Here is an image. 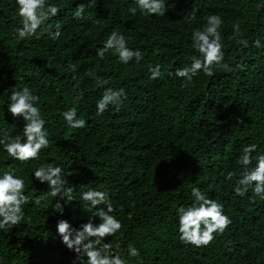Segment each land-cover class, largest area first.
<instances>
[{
  "label": "trees",
  "instance_id": "16d2710c",
  "mask_svg": "<svg viewBox=\"0 0 264 264\" xmlns=\"http://www.w3.org/2000/svg\"><path fill=\"white\" fill-rule=\"evenodd\" d=\"M49 3L60 8L48 21L61 24L60 39L38 33L22 41L14 35L22 26L16 0H0V129L22 135L23 117H13L7 105L13 91L27 86L40 98L36 106L51 141L39 159L23 163L0 145V176L11 171L24 179L30 201L18 226L0 230V257L6 264H74L76 254L63 245L57 224L61 219L74 228L87 223L91 213L83 210L80 196L96 189L107 191L120 209L112 214L123 226L105 242L119 243L127 264H264V198L251 189L243 197L234 192L244 171L243 148L258 146L252 167L257 155H264V48L251 46L257 38L264 44V0H166L163 16L142 15L135 0ZM79 4L85 7L82 19L74 17ZM129 7L137 8L135 16ZM193 8L196 19L186 20ZM211 14L224 21L225 62L244 70L217 68L212 77L201 72L182 87L184 81L169 73L202 58L192 33L203 29ZM237 22L250 44L242 51L231 39ZM114 31L142 52L139 64L121 63L112 50L98 57ZM157 64L162 76L152 80L149 67ZM89 72L108 84L98 86ZM107 87L124 88L127 99L119 111L109 106L97 115L96 102ZM72 107L87 121L85 128L67 126L61 113ZM41 164L70 173L66 187L74 188V201L48 197L34 203L49 190L33 175ZM229 172L236 174L232 180L226 179ZM193 188L223 204L232 220L207 247L179 239L177 210L194 203ZM57 202L62 214L53 207ZM94 223H100L98 217ZM129 244L139 256L128 255Z\"/></svg>",
  "mask_w": 264,
  "mask_h": 264
},
{
  "label": "clouds",
  "instance_id": "9594fccd",
  "mask_svg": "<svg viewBox=\"0 0 264 264\" xmlns=\"http://www.w3.org/2000/svg\"><path fill=\"white\" fill-rule=\"evenodd\" d=\"M142 15L151 16L156 14L163 16L167 11L166 0H135ZM18 5V14L21 18V27L14 30V35L20 40H26L29 37L48 35L53 41L59 40L62 35L61 24L55 25L48 23L53 17H56L60 8L49 0H16ZM128 11L135 16L136 7H129ZM197 9L193 8L191 13L185 17L186 20L196 19ZM85 7L79 4L74 12L75 18H84ZM206 25L203 29H195L192 33L193 48L200 53V57H193L190 66L177 68L174 75L181 78L184 83L182 87H188L193 78L199 73L212 77L215 75V69L219 68L224 72L243 71L244 66L237 63L235 68L225 62L224 44L222 42L221 28L224 24L222 17L218 14L208 15ZM55 29V30H53ZM231 39L243 48L250 46L249 40L243 38L241 26L237 22L233 25V35ZM255 48H264L261 39L257 38L251 44ZM114 51L121 63L127 65L135 60L137 64L143 59V54L139 49L133 50L128 46V38L123 34L112 32L106 40L104 46L97 51L98 57L106 58L105 54ZM72 71L76 66H71ZM151 73L150 79L156 80L162 76L161 65L149 67ZM88 75L94 77L98 86L108 84L107 80L97 76L94 72ZM76 87H79L77 85ZM83 96L75 97L79 101ZM39 96L25 86L22 89L13 91L9 97L8 110L13 117H23L24 125L22 135H13L8 128L0 129V145L3 150L14 160L28 162L37 160L40 153L49 148L51 141L48 139V131L45 127L46 121L41 116V110L36 104ZM127 99V93L124 88L114 89L112 87L104 88L101 98L96 102L97 115H102L113 106L116 111L120 110L124 100ZM67 126L72 129H83L87 121L77 117V109L72 107L61 113ZM26 138V139H25ZM257 145L250 144L243 148L239 163L244 171L240 175L234 187L237 196L243 197L249 189L255 196L264 198V155H257L255 166L253 165L252 153L256 151ZM35 179L40 183L47 182L49 190L34 199V203L39 205L42 200L48 197L55 199H67L68 202L74 201V188L66 187L65 176L70 173L60 166L51 164L39 165L34 173ZM236 174L229 172L226 179L232 180ZM25 180L14 175L13 172H5L0 176V230L8 232L14 226H18L24 219V205L29 203V197L25 195ZM192 195L195 201L188 207H179L177 210L179 223V239L185 245L195 247H207L214 239L216 234L222 235L232 224L231 218L224 213V206L214 199L208 198L199 188L192 189ZM80 200L83 210L90 211L88 222L82 224L79 228H74L68 220L58 221L57 229L62 243L73 251L76 261L79 264H127L121 252L119 243L113 245L112 242H105V238L115 236L122 228V222L112 213L120 210L113 206L107 191L89 189L81 194ZM103 205V207H100ZM56 211L63 213L62 205L57 202L54 206ZM100 223H94L96 218ZM115 249V250H114ZM128 255L137 257L139 250L129 244ZM0 264H6L4 258L0 257Z\"/></svg>",
  "mask_w": 264,
  "mask_h": 264
}]
</instances>
